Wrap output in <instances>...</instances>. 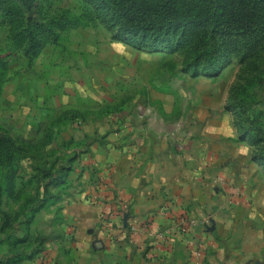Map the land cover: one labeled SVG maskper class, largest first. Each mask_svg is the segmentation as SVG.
Segmentation results:
<instances>
[{
    "label": "rangeland",
    "instance_id": "rangeland-1",
    "mask_svg": "<svg viewBox=\"0 0 264 264\" xmlns=\"http://www.w3.org/2000/svg\"><path fill=\"white\" fill-rule=\"evenodd\" d=\"M33 1L27 9L19 0H0V133L25 149L18 184L22 198L6 197L0 206V228L5 223L3 212L12 221L7 229H0V260L20 251H38L24 263L72 264L67 242L73 236L66 227L73 225L65 227L62 205L74 174L70 184L49 188L52 197L47 207L37 213L29 233L25 227L28 212L51 180L45 175L49 169L56 174L54 167L69 165V157L82 159L87 148L85 126L108 127L115 117L130 121L132 113L199 109L230 113L234 125V112L226 103L231 88L244 78L237 58L218 75H196L183 71L179 51L160 45L138 49L121 41L97 18L91 0ZM37 40L41 46L32 55ZM258 83L252 87L259 96L251 98L250 113L264 123V73ZM151 91L164 94V102L152 100ZM239 134L237 130L241 140ZM53 196L60 201L51 203ZM21 204H29L27 213L21 212ZM26 237L24 244L13 245L16 238Z\"/></svg>",
    "mask_w": 264,
    "mask_h": 264
},
{
    "label": "crops",
    "instance_id": "crops-1",
    "mask_svg": "<svg viewBox=\"0 0 264 264\" xmlns=\"http://www.w3.org/2000/svg\"><path fill=\"white\" fill-rule=\"evenodd\" d=\"M199 110L85 126L62 205L72 264H264V169L230 113Z\"/></svg>",
    "mask_w": 264,
    "mask_h": 264
},
{
    "label": "trees",
    "instance_id": "trees-1",
    "mask_svg": "<svg viewBox=\"0 0 264 264\" xmlns=\"http://www.w3.org/2000/svg\"><path fill=\"white\" fill-rule=\"evenodd\" d=\"M27 9L33 0H19ZM94 13L107 29L125 43L143 49L149 46H166L183 54V71L198 75H218L234 58L241 64L240 76L246 83L237 81L230 90L226 108L234 112V125L241 140L251 148V157L264 169V123L250 113L251 98L258 97L252 87L264 73V0H91ZM90 11V10H89ZM41 46L33 43L30 54L35 55ZM239 76V79H240ZM250 83V84H249ZM23 146L9 135L0 133V206L4 198L17 201L22 198L18 188L21 178ZM77 156L68 158L69 165L55 166L45 175L51 180L44 184V194L39 203L28 212L26 231L30 232L36 215L47 207L51 186L70 184ZM53 167V166H52ZM32 181V179L30 180ZM34 181V180H33ZM36 181V180H35ZM45 195L47 197H45ZM55 197V196H53ZM55 197L51 203H57ZM29 204H21V212L27 213ZM5 223L1 230L10 226L8 212H3ZM16 238L18 246L27 242ZM33 253L17 252L0 260V264H25L36 257Z\"/></svg>",
    "mask_w": 264,
    "mask_h": 264
},
{
    "label": "built area",
    "instance_id": "built-area-1",
    "mask_svg": "<svg viewBox=\"0 0 264 264\" xmlns=\"http://www.w3.org/2000/svg\"><path fill=\"white\" fill-rule=\"evenodd\" d=\"M196 223L197 220L195 218L184 215L178 220L177 227L180 232H187Z\"/></svg>",
    "mask_w": 264,
    "mask_h": 264
},
{
    "label": "clouds",
    "instance_id": "clouds-1",
    "mask_svg": "<svg viewBox=\"0 0 264 264\" xmlns=\"http://www.w3.org/2000/svg\"><path fill=\"white\" fill-rule=\"evenodd\" d=\"M243 151H245V152H246V149H243Z\"/></svg>",
    "mask_w": 264,
    "mask_h": 264
},
{
    "label": "water",
    "instance_id": "water-1",
    "mask_svg": "<svg viewBox=\"0 0 264 264\" xmlns=\"http://www.w3.org/2000/svg\"><path fill=\"white\" fill-rule=\"evenodd\" d=\"M213 229V227H211Z\"/></svg>",
    "mask_w": 264,
    "mask_h": 264
}]
</instances>
